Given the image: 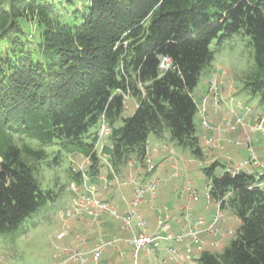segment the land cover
Returning <instances> with one entry per match:
<instances>
[{"label": "trees", "instance_id": "obj_1", "mask_svg": "<svg viewBox=\"0 0 264 264\" xmlns=\"http://www.w3.org/2000/svg\"><path fill=\"white\" fill-rule=\"evenodd\" d=\"M74 6L73 0H0V234L55 199L34 177L44 148L65 141L89 157L92 176L99 174L96 135L89 143L84 138L102 118L111 130L105 159L115 170L145 160L149 137L162 140L166 131L202 160L192 91L211 66L215 40L249 38L254 71L242 79L243 90L264 105V0H84ZM27 22L37 34L30 35ZM163 59L169 60L164 69ZM128 97L136 109L122 118ZM15 135L40 149L17 146ZM218 168L226 167L214 161L202 170L211 198L230 193L224 206L239 227L221 253L205 251L198 264H264V174L215 176Z\"/></svg>", "mask_w": 264, "mask_h": 264}, {"label": "rangeland", "instance_id": "obj_2", "mask_svg": "<svg viewBox=\"0 0 264 264\" xmlns=\"http://www.w3.org/2000/svg\"><path fill=\"white\" fill-rule=\"evenodd\" d=\"M73 1L75 4L74 8L79 9L83 7L84 0ZM24 26L28 27L30 35L37 34V27L33 23L27 22ZM249 41L250 40L247 36L239 33L223 39L220 44H218L217 40L212 42L210 49L214 54L211 66L202 71L198 83L192 91V98L197 106L200 104V94L203 87L205 83L208 82V74L210 71H213L211 77H216L215 79L219 81V83H224L222 90L224 96L231 93L236 100L247 104L254 111V116L264 114V105L259 103V97L253 96L248 91L243 90L242 79L254 71V56ZM135 109L134 98L128 97L125 100V109L122 118L131 117L134 114ZM209 111H211V109L208 110L207 116L209 115L211 118ZM212 112L214 118L219 117L220 119L219 122L216 123L211 118L216 128L223 126L226 120L225 115L223 117L222 112ZM231 120L233 124L234 119ZM245 120L248 128L255 124V120L253 119ZM194 123L196 125V135L200 139L201 146H203L202 160L193 158L188 150L171 142L169 131H166L162 140H157L153 136H150L147 141V156L145 160L140 162L141 171L139 176L142 175V177H144L142 179L143 182L150 176H153L157 180L155 193L157 199L155 204L157 209L155 212L156 218L148 220L145 217L148 220L149 232H152L155 229L154 222H156L158 215L165 214L175 217L173 214L177 213V216L181 218L187 214L183 207L186 205L187 201L184 188L188 185L196 192V198L189 203L191 219L197 217L210 219L213 217L214 207L212 206V201L209 202L206 199L207 192H210V182L206 179L202 170L214 162L217 151L221 152L220 155H222L219 157V163L224 166L227 164L230 168H233L238 161L250 157L248 149L251 148L256 154L260 164L256 170L264 174V154L261 145L262 137L260 135L250 134L247 127H238L235 131H227L222 136H219L216 131H210L208 133H215L220 137L219 140H221L222 137L223 139L227 138L225 141V147L227 145L230 146L226 149L220 144V150L209 149L204 144V130L200 127L201 119L198 113L194 118ZM120 125L121 121H119L115 127ZM99 128L100 126L97 124L89 129L88 135L85 136L84 141L89 143L91 137L97 135ZM205 136L210 138L207 135ZM249 138L250 142L247 143L246 140ZM12 140L19 147L25 145L34 150L40 149L37 142L26 137L15 135L12 136ZM101 144H108V138H104ZM65 145V141L54 142L52 146L44 148L46 156L42 160L34 163V177L36 181L39 183L41 189L49 191L52 195H55V199L52 202L44 204L36 212L25 218L15 230L9 233L0 234V264H73L71 262H64L65 258L61 254V250L69 245L78 246L80 244L78 239H80V241L85 239V241H87L86 243H89L88 248L84 247L82 250L86 252L85 258L88 262L87 264H94L90 251L95 245L98 235L97 233L88 234V219L82 218L80 215L75 216L70 220L60 217V214L70 207L72 198L74 197L70 190V184L75 182L80 187V192L83 193V189L80 185V175L76 174L75 171L79 164H81V156L84 155L77 151V149ZM96 151L98 152V155H100L99 147ZM228 156L229 159H227ZM54 158H56L55 161ZM146 159L149 160V165L154 169L151 174L146 173L145 175V168L147 166ZM125 165L118 170H115L110 164L109 166L105 165L102 158L100 159V164L98 166L100 171L103 169L106 170L105 177H107L109 181H112V172L118 178H121V180H125L127 177ZM223 172H225V168H218L215 170L214 175L219 176ZM87 174L91 183L96 181L97 175L92 176L89 173V170L87 171ZM101 187H98V189L100 190ZM103 193H106L104 194L105 196L111 194L108 197L109 199L102 196V193L99 194L98 196L102 201L114 203L115 205L121 203L125 206L121 201L122 194L120 190L116 189L109 193ZM145 198H149V195H145ZM164 207L165 209H163ZM118 213H120V210H118ZM227 217L228 214H224L225 221H227ZM229 220L231 221L227 223L228 230L225 231L235 232L239 227V222L235 219ZM76 221H81L86 224L85 229H76L74 225ZM134 230L136 233L139 232V229H137L135 224ZM121 231L124 232L123 240H125L126 245L122 256L117 258L115 264H133L132 246L129 243L131 240V234L126 230L121 229ZM61 232L65 233V236L63 238H58L57 235ZM231 237L232 234L229 238L226 237L221 240L220 243L211 246H209L210 241H206L204 252L221 253ZM215 241L217 240H214V242ZM152 255L161 258L163 252L157 251L152 253ZM148 261L149 264H152L145 251H141L139 253L138 264H148ZM104 262H106V264L112 263H110L106 257H102L98 264H103Z\"/></svg>", "mask_w": 264, "mask_h": 264}, {"label": "built area", "instance_id": "obj_3", "mask_svg": "<svg viewBox=\"0 0 264 264\" xmlns=\"http://www.w3.org/2000/svg\"><path fill=\"white\" fill-rule=\"evenodd\" d=\"M168 63V59H163L161 68H167ZM215 78L209 77L206 92L197 106L201 119V128L206 132L216 131L220 136L227 131H235L238 127H247L250 134L262 137L261 145L264 154V114L254 116V111L247 104L236 100L231 93L224 96L222 92L224 83H219ZM209 109L214 111V113L222 112L223 117L225 115L226 120L223 126L216 128L209 115L207 116ZM231 119H234L233 124ZM245 119H253L255 120V124L248 128ZM99 126L95 149L101 148L103 145L101 144L102 140L108 138L111 134L110 127L106 124L104 118L101 119ZM249 140L250 138L246 142L249 143ZM204 144L209 149H221L219 140L207 138L206 136L204 137ZM248 151L250 152V157L238 161L233 168L227 166L225 172L231 176H235L240 172L254 176L263 175L262 172L256 170L260 166L256 154L251 148ZM81 158V164H79L75 172L80 175V185L83 193L80 192V187L75 182L70 184V190L74 197L72 198L70 207L61 213L60 217L70 220L80 215L82 218L88 219V234L97 233L98 235L96 243L90 251L94 264H98L102 259L104 250L107 247H114L119 243H125V240L120 238L112 237L110 239L106 237L102 229L104 217L119 221L121 229L131 234L129 243L132 246L133 264H138L139 253L141 251H145L152 264H198L199 257L204 252L206 245L205 235L217 240L210 242L209 246L220 243L226 237L229 238L231 234L232 236L234 235V232L231 231H221V226L226 220L224 214H228L227 220H237L224 206L230 193H227L222 199L214 201L208 191L206 199L209 202L212 201L213 205H211L214 207L213 217L210 219L202 217L191 219L189 203L196 198V192L188 185L184 188L187 201L183 207L187 214L181 218L177 215H174L175 217L165 214L158 215L154 224L155 229L149 232L148 220L141 214L140 209L142 210L143 206H148L150 212L157 211L155 207L157 201L155 196L157 180L153 176H150L144 183L142 181L144 177L142 175L139 176L141 163L137 160H129L125 165L127 170L125 180H121V178H118L112 172V181H109L105 176L99 178L102 181V187L99 190L95 184L90 182L87 174L88 165L90 164L89 157L81 156ZM103 163L109 166L105 157H103ZM146 163L145 175L146 173L151 174L154 168L149 165V160L146 159ZM112 182H114L116 189L120 190L122 194L121 201L125 205L122 213H118L119 206L102 201L98 196L102 192H107ZM124 188L130 189L129 195L123 193ZM145 195H149V198H145ZM134 224L139 229L138 233L134 230ZM172 224H176L177 228L173 230ZM57 236L58 238H63L65 233L61 232ZM78 241L80 243L78 246L69 245L62 248L61 254L65 258V263H88L85 258L86 252L82 249L84 247L88 248L89 243H86L85 239L81 241L78 239ZM157 251L163 252L161 258L152 255V253ZM122 254L120 253L119 256L121 257Z\"/></svg>", "mask_w": 264, "mask_h": 264}, {"label": "crops", "instance_id": "obj_4", "mask_svg": "<svg viewBox=\"0 0 264 264\" xmlns=\"http://www.w3.org/2000/svg\"><path fill=\"white\" fill-rule=\"evenodd\" d=\"M212 72L213 71H210L209 72L208 77H211V75H212L211 73ZM207 83L208 82L205 83V85L203 87V90H202V92L200 94L201 95V98L204 95V93L206 92ZM201 98H200V100H201ZM135 106H136V101H135ZM209 113L211 114L212 120H214L216 123L219 122V120H220L219 117L214 118V115H213L212 110L209 111ZM205 135H207L208 137L213 138L215 140H219L220 139V137L218 135H216L215 133H208V132L203 131V137H205ZM226 140H227V138L226 139H223V137H222L221 140H219V142L223 146V148H226L227 149V147L230 146V145H227L225 147V141ZM220 153L221 152L217 151V153L215 154L216 155V158L214 159V161H218L219 162V157L222 156V155H220ZM227 159H229V156L227 157ZM227 166L228 165L226 164L225 167H227ZM103 176H106V170L105 169H103V170H101L99 172V174L96 177V181L95 182H92V183L95 184L96 187H101L102 186V181L99 178L100 177H103ZM111 186L112 187L109 189V191H107V193H109L110 191L116 190L115 185H114V182H112V185ZM123 193H125L126 195L127 194H130V190L129 189H123ZM104 194H106V193H103L102 192V196H105ZM110 194L109 195H106L105 198L107 197V199H109L108 197L110 196ZM117 206H119V210L122 213L123 210H124V206L121 203H118ZM155 212H150V209H149L148 206H143L142 207V210H141V214L144 217H146L148 220H152L153 218L154 219L156 218V213ZM173 215H177V213H175ZM229 221H231V220H227V221H225L223 223V225L221 226V231L228 230L227 223ZM154 224H155V222H154ZM74 225H75V228L76 229L78 228L80 230H84L85 229V226H86V224H84L81 221H76ZM172 225H173V230L177 228L176 224H172ZM102 226H103L102 229L105 232L107 238H110V239L112 237H114V238H120V239H123L124 238V232L121 231V229H120V222L119 221L111 220V219H108V218H103ZM204 238L206 239L207 242H209V241L212 242V241L215 240V238L210 237V236H207V235H205ZM125 245H126V243H119V244H117L114 247H107L104 250L103 257H106L107 260L110 261V263L112 262L111 264H115V261L117 260V258L118 257L120 258V256H119L120 253H123L124 248H125ZM103 264H106V262H104ZM148 264H149V261H148Z\"/></svg>", "mask_w": 264, "mask_h": 264}, {"label": "water", "instance_id": "obj_5", "mask_svg": "<svg viewBox=\"0 0 264 264\" xmlns=\"http://www.w3.org/2000/svg\"><path fill=\"white\" fill-rule=\"evenodd\" d=\"M101 156L109 158L111 156V146L104 144L100 148V153Z\"/></svg>", "mask_w": 264, "mask_h": 264}, {"label": "clouds", "instance_id": "obj_6", "mask_svg": "<svg viewBox=\"0 0 264 264\" xmlns=\"http://www.w3.org/2000/svg\"><path fill=\"white\" fill-rule=\"evenodd\" d=\"M108 145V144H107ZM101 156V155H100ZM101 157H104V156H101ZM105 158H107V157H105Z\"/></svg>", "mask_w": 264, "mask_h": 264}]
</instances>
